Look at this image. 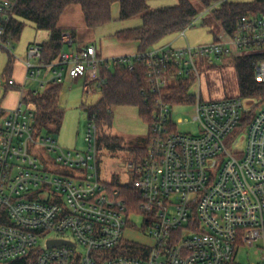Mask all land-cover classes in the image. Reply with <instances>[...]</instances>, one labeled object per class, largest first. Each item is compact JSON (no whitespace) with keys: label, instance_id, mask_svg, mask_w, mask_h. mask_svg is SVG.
Masks as SVG:
<instances>
[{"label":"built area","instance_id":"built-area-1","mask_svg":"<svg viewBox=\"0 0 264 264\" xmlns=\"http://www.w3.org/2000/svg\"><path fill=\"white\" fill-rule=\"evenodd\" d=\"M18 1L0 0V45L7 49ZM64 42L73 45L71 34ZM245 49L261 57L255 76L264 83L262 14L243 15L222 40L196 47L167 44L110 59L87 46L63 50L56 61L45 62L43 45L30 44L19 104L5 117L0 108V264H227L245 245L257 248L264 260V106L251 114L244 98L204 100L200 92L205 61ZM136 62L147 65L155 105L147 154L131 165L140 227L131 225L121 188L101 178L95 116H88L87 150L80 151L60 146L51 134L37 135L33 107L23 110L28 82L40 88L62 83L66 75L85 77V91L92 94L102 86L103 65L123 63L132 71ZM45 69L51 72L47 79ZM197 76L198 94H191L199 133H181L165 92L180 83L190 90ZM12 84L10 78L7 85ZM242 124L246 143L238 157L225 138ZM128 230L146 241L130 237ZM67 232L74 239L47 238ZM54 240L70 244L50 246Z\"/></svg>","mask_w":264,"mask_h":264},{"label":"trees","instance_id":"trees-1","mask_svg":"<svg viewBox=\"0 0 264 264\" xmlns=\"http://www.w3.org/2000/svg\"><path fill=\"white\" fill-rule=\"evenodd\" d=\"M120 3V20L133 19L139 16L142 25L135 28L122 29L115 33L120 41H136L139 52H146L156 47L164 38L173 34H180L193 25L200 14L191 0H179L176 5L162 6L150 9V0H19L10 24L9 36L17 40L20 38L26 21L33 23L38 30L50 31V37L43 43V60L56 61L67 43L64 42L65 32L58 27L59 19L64 10L72 4L82 6L86 23L90 28L106 25L112 21V7ZM206 9H211L214 18L221 24L225 34L232 35L239 19L248 13L264 15V0L240 2L234 0H200ZM73 43L75 37L71 34ZM237 72L239 95L237 97L249 100L264 101V83L255 76V63L261 59L257 55H231ZM14 59L10 57L5 73L10 79ZM103 79L100 87L101 98L92 106H85L89 117L96 118L97 126H113V108L120 105L137 106L143 120L150 123L155 110L154 94L151 90L147 65L136 62L135 69L129 70L123 63L101 67ZM7 80V81H8ZM187 84L180 83L165 92L166 98L173 105L182 102L193 103L194 97L189 92ZM9 87L19 84L8 85ZM62 83L51 84L43 92L29 90L23 101L34 109V129L37 135L57 132L64 121L65 110L60 104ZM252 114V113H251ZM248 121L245 120L244 123ZM119 136L100 134L98 136L99 149L111 151L129 149L137 153L136 163H140L147 154L148 139L143 147L129 148ZM112 186L121 188L127 199L129 208L137 210L140 195L133 182L122 183L117 177L111 182ZM227 264H235L231 260Z\"/></svg>","mask_w":264,"mask_h":264},{"label":"rangeland","instance_id":"rangeland-1","mask_svg":"<svg viewBox=\"0 0 264 264\" xmlns=\"http://www.w3.org/2000/svg\"><path fill=\"white\" fill-rule=\"evenodd\" d=\"M198 8L200 14L196 18L193 25L185 30L186 36L182 33L169 35L159 42L157 46L167 40H171L174 47L188 46H201L206 43H211L217 40L226 38V34L221 24L214 18L211 9H206L200 0H191ZM240 2H249L252 0H234ZM179 0H150V9H156L162 6L176 5ZM120 3H114L112 7V21L109 23L108 28H118L120 25L133 24L139 21V16L132 20H120ZM120 30V28H118ZM47 30H38L32 22L26 21V25L22 31L19 39L12 40L11 46L7 49L0 45V108L4 110L3 116H7L9 110L13 106H18L21 92L19 87H9L7 85V74L5 69L8 65L10 57L14 59L13 70L10 72L9 77L19 79L23 76V61L27 57V45L29 41L37 40L42 41V34ZM50 32V31H48ZM257 50L245 49L242 51L235 50L233 55H246L253 53ZM230 56L220 59L211 58L200 67V92L201 98L206 99H220L226 97H237L239 95V85L236 68ZM192 82L190 93L198 94L199 80L198 76ZM84 80L79 84H72L66 77L62 83V90L60 94V104L65 110V118L61 128L54 133H51L57 140L58 144L64 148L75 149L80 151L87 150L86 134L89 122L88 113L85 106H92L96 104L101 98V91L95 89L93 94H88L84 90ZM47 86V85H46ZM29 90L43 92L44 87H38L37 84L28 82L26 92ZM255 102L254 105H252ZM244 103L251 113L264 106V101L254 99L253 103L249 99L244 98ZM85 105V106H84ZM12 108V109H11ZM29 106L26 102L23 104V110L27 111ZM196 114L194 103H181L173 105L172 117L177 124V129L181 133L198 134L199 121L194 120ZM113 126L98 127V133L107 134L110 136H120L124 139V145L132 147H143L147 142L149 124L143 120L139 114L137 106L120 105L113 108ZM181 121V122H179ZM246 125L242 124L240 129L235 130L231 135L225 138V143L229 150L236 152V156L241 157L245 150ZM100 153V175L104 181L112 182L117 177L122 183H131L134 178V168L131 166L137 161V153H133L129 149L111 151L106 148L99 149ZM130 220L131 225L140 227L143 224V217L135 213V209L131 210ZM127 234L139 241H146V238L140 232L127 231ZM65 236L74 239L70 232L66 234L48 233L47 238ZM46 238L40 242L43 245ZM233 260L235 264H262L263 254L255 247L239 246L236 249Z\"/></svg>","mask_w":264,"mask_h":264},{"label":"crops","instance_id":"crops-1","mask_svg":"<svg viewBox=\"0 0 264 264\" xmlns=\"http://www.w3.org/2000/svg\"><path fill=\"white\" fill-rule=\"evenodd\" d=\"M119 16H120V13H119ZM128 20H132V19H128ZM107 25H109V23L103 26L96 27V28L88 27L86 20H85L82 6L79 4L69 5L62 13L59 19V22H58V27L61 28L66 34H73V36L75 37V41H74L75 43H73L72 46H70V44H66L64 47V50L81 49L87 46H95L100 55H103L104 57L109 58V59L113 57H117V56H122V55H132V54L139 52L138 42L120 41L115 36V33L119 31L118 28L122 30V29H129V28H135V27L141 26L142 19H140L139 21H136L133 24L120 25V27L118 28H112V27L108 28ZM184 36H186V34H184ZM49 37H50V32H48L47 30L45 34L41 35V38L43 40L39 41V43H43L44 41L49 39ZM226 37H227V34H226ZM35 42H38V41L37 40L29 41L27 48L30 44L35 43ZM165 42H171V40H167ZM165 42L164 43L162 42V44L154 48L162 47L167 44H171L173 46L172 43H165ZM22 66H23L22 78L19 79V82L16 79H14L16 83L19 85L24 83L25 75H26V68H25L24 63L22 64ZM50 73L51 72L49 69H45L43 72V77L47 79L50 76ZM66 77L68 78L69 81L72 82V84L73 83L79 84L82 80H84L85 81L84 90H85V84H86L85 77H81L78 79H72L66 75L65 79ZM32 83L36 84L35 82H32ZM50 85L51 83L45 84V89ZM12 108L13 109L16 108L15 105ZM148 137H149V131H148Z\"/></svg>","mask_w":264,"mask_h":264},{"label":"water","instance_id":"water-1","mask_svg":"<svg viewBox=\"0 0 264 264\" xmlns=\"http://www.w3.org/2000/svg\"><path fill=\"white\" fill-rule=\"evenodd\" d=\"M254 100H251L250 102L253 103ZM62 244H70V242L65 241V240H54L50 242V246H57V245H62Z\"/></svg>","mask_w":264,"mask_h":264}]
</instances>
